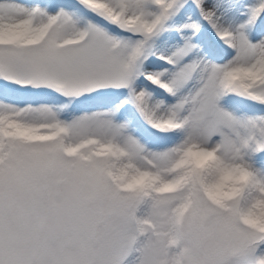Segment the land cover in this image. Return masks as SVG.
Segmentation results:
<instances>
[{
  "label": "snow or ice",
  "instance_id": "6c2138e0",
  "mask_svg": "<svg viewBox=\"0 0 264 264\" xmlns=\"http://www.w3.org/2000/svg\"><path fill=\"white\" fill-rule=\"evenodd\" d=\"M0 264H264V0H0Z\"/></svg>",
  "mask_w": 264,
  "mask_h": 264
},
{
  "label": "rangeland",
  "instance_id": "374dc122",
  "mask_svg": "<svg viewBox=\"0 0 264 264\" xmlns=\"http://www.w3.org/2000/svg\"><path fill=\"white\" fill-rule=\"evenodd\" d=\"M244 104H245V102L244 101H241V100H238V101L235 102V106L243 107Z\"/></svg>",
  "mask_w": 264,
  "mask_h": 264
}]
</instances>
